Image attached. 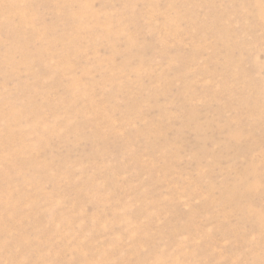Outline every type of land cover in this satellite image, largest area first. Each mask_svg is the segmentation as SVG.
<instances>
[{"label": "rangeland", "instance_id": "obj_1", "mask_svg": "<svg viewBox=\"0 0 264 264\" xmlns=\"http://www.w3.org/2000/svg\"><path fill=\"white\" fill-rule=\"evenodd\" d=\"M0 264H264V0H0Z\"/></svg>", "mask_w": 264, "mask_h": 264}, {"label": "bare ground", "instance_id": "obj_2", "mask_svg": "<svg viewBox=\"0 0 264 264\" xmlns=\"http://www.w3.org/2000/svg\"><path fill=\"white\" fill-rule=\"evenodd\" d=\"M79 15H80V14H77L76 16H79ZM50 30H52V29H48V30H47V34H48V32H49ZM76 41H78V40H76ZM261 113H262V112H261ZM237 137H238V136H237ZM253 188H254V187H253ZM253 188H250V189L247 188V189H248V194H250V193H249V190H251V189H253ZM250 192H251V191H250ZM251 193H252V192H251ZM247 212H248V211H247ZM249 212H250V211H249ZM257 216H259V215L257 214ZM261 219H262V218H261Z\"/></svg>", "mask_w": 264, "mask_h": 264}]
</instances>
